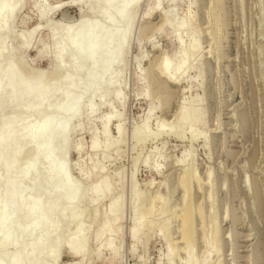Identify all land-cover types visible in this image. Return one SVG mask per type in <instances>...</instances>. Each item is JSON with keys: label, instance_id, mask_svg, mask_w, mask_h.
I'll use <instances>...</instances> for the list:
<instances>
[{"label": "rangeland", "instance_id": "1", "mask_svg": "<svg viewBox=\"0 0 264 264\" xmlns=\"http://www.w3.org/2000/svg\"><path fill=\"white\" fill-rule=\"evenodd\" d=\"M156 1L139 0L131 13L112 97L100 88L73 120L65 166L81 193L83 231L75 235L72 216L55 215L57 264H264V0ZM91 2L14 1V16L0 24L1 66L14 61L26 77L50 75L58 63L46 78L54 87L74 59L65 28L97 19ZM47 24L58 28L55 36ZM184 59L180 76L161 77L166 62L173 75ZM8 108L0 120L15 107ZM18 115L21 126L38 119L25 109ZM33 146L25 145L21 160ZM186 174L195 176L188 190ZM40 261L51 264L46 254Z\"/></svg>", "mask_w": 264, "mask_h": 264}, {"label": "bare ground", "instance_id": "2", "mask_svg": "<svg viewBox=\"0 0 264 264\" xmlns=\"http://www.w3.org/2000/svg\"><path fill=\"white\" fill-rule=\"evenodd\" d=\"M14 1L0 0V24L14 16ZM138 1L92 0L99 8L97 19L82 18L77 25L65 28V46L72 51L74 59L71 58L73 60L60 79L52 80H57L54 87L46 78L61 69L58 63L50 75L34 71L20 77L15 69L17 65H12L14 61L1 66L4 42L0 40V113L10 105L15 107L9 117L0 120V264H46L40 261L43 254L47 255L48 262L57 264L62 241L60 224L52 222L56 214L70 215L78 221L75 235L83 231L77 213L81 193L72 184L65 166L72 123L81 115L85 100L99 97L100 88L106 90L105 97L111 96L117 88L118 75L113 73V68L122 61V51L130 33L131 13ZM157 1L159 4L160 0ZM119 2L122 4L116 11ZM49 11L45 6L41 8L42 15L49 14ZM171 19L167 14L165 24H169ZM122 23L123 28L120 27ZM181 24H176L178 33L182 30ZM47 27L54 36L57 34V27L48 24ZM35 33L36 29L23 38L32 39ZM178 55L181 56L182 52ZM61 56L62 52L56 59ZM167 62L161 77L171 82L180 76L186 60L181 61L173 75L168 73ZM72 70H75V75L70 76ZM57 99L60 101L56 102ZM19 109L33 111L38 119L21 126L24 118L18 115ZM67 115L69 119L61 123V116ZM180 118L184 119V115L181 114ZM27 143L34 144V154L26 162L21 157ZM194 177L192 174L184 175L182 181L187 190ZM190 213L188 208L185 225ZM136 224L140 225L141 221H136ZM33 233L28 241L23 242L24 236ZM183 239L187 243L188 234L184 233ZM68 246L74 253L81 252L73 241ZM9 247L13 252L5 255Z\"/></svg>", "mask_w": 264, "mask_h": 264}]
</instances>
